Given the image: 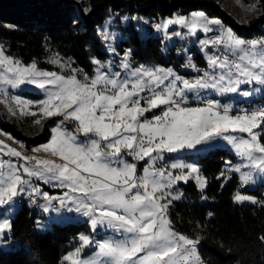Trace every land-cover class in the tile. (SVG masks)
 <instances>
[{"label":"snow or ice","instance_id":"1","mask_svg":"<svg viewBox=\"0 0 264 264\" xmlns=\"http://www.w3.org/2000/svg\"><path fill=\"white\" fill-rule=\"evenodd\" d=\"M171 25L187 29L192 36L198 31H218L216 36L200 41L217 50L206 54L207 69L197 68L190 58L184 65L202 72L192 80L170 67H132L131 49L123 53L119 65L128 70L123 75L120 71H102L111 67V61L106 66L94 59L95 75L84 73L83 79H78L76 69L71 75L40 70L35 62L25 65L0 47V103H8L3 86L16 89L24 84L35 85L47 93V98L39 101L43 117L62 116L75 122L74 131L59 125L53 128L49 142L34 149L55 159L25 155L0 140V153L23 161L16 164L0 160V208L13 204L17 197L27 196L32 203L42 197L46 202L39 205L43 212L66 208L89 218L92 232L105 227L116 234L102 240L79 234L80 245L63 257L67 264H203L197 250L200 239L176 231L168 218V208L182 195L171 191L177 182L194 179L204 189L207 179L195 164L177 161L156 167L157 161L166 159L165 153L222 140L241 160L235 166L225 162L229 165L227 171L239 173L240 187L255 182L253 172L242 169L264 174V105L234 113L232 105L215 99L189 106L187 97V93H194L199 98L201 90L210 89L223 96L240 93L241 85L264 86V39L240 38L203 11L175 15L155 28L168 35ZM103 36L109 39L107 31ZM110 50L116 52L114 47ZM51 62L62 68L69 66L59 59ZM251 94L242 92L245 97ZM12 102L21 114L36 115L29 111L31 102L17 96ZM154 109H161L160 114ZM235 133L246 134L247 138ZM125 155L145 162L142 175H137V163L124 159ZM224 175L221 171L220 176ZM32 178L66 191L62 196L49 195L34 185ZM233 199L237 203L264 204L240 191ZM54 201L59 207L53 206ZM11 230L10 219L0 220V244L7 243ZM85 248H94L91 258L82 257Z\"/></svg>","mask_w":264,"mask_h":264},{"label":"trees","instance_id":"2","mask_svg":"<svg viewBox=\"0 0 264 264\" xmlns=\"http://www.w3.org/2000/svg\"><path fill=\"white\" fill-rule=\"evenodd\" d=\"M238 1L243 5L256 3L259 13L241 22L222 6L221 0H0V42L6 54L24 63L35 61L39 66L52 68L43 60L56 53L72 58L76 66L91 72L89 57L107 56L101 49L98 28L111 12L146 16L153 23L177 12L201 10L219 18L240 37L264 38V0ZM150 31L143 39L134 29H126L128 36L120 42V53L131 49L134 66L146 62L177 66V60L182 62L175 47L163 55L160 37L153 34L152 27ZM195 58L205 64L200 54ZM58 118L47 119L33 134L35 128L25 127L32 118L18 124L8 121L0 111V130L33 150L49 140L51 126ZM228 159L235 156L226 149L215 148L197 160L207 179L206 188L198 189L193 181L179 184L182 195L169 206V219L176 231L200 239L197 250L204 264H264V240L260 239L264 237V205L233 201L234 192L240 188L238 176L232 174L225 184L218 177ZM245 192L263 198L259 188ZM36 216L39 215L23 202L11 218L12 230L6 237L16 248L0 249V264H60L75 246L78 235L90 232L86 222L55 221L39 232Z\"/></svg>","mask_w":264,"mask_h":264},{"label":"rangeland","instance_id":"3","mask_svg":"<svg viewBox=\"0 0 264 264\" xmlns=\"http://www.w3.org/2000/svg\"><path fill=\"white\" fill-rule=\"evenodd\" d=\"M221 1H222V6L227 11H229L231 14L238 17V19L241 22H246L248 20V18L255 16L259 13V8H258L256 3H252L249 5H243L238 0H221ZM195 11H201V10H195ZM192 12H194V11H191L187 14H181V13L177 12L171 16H167L164 18H159L158 20H154V22L156 24H160V23H163L165 20L174 17L175 15L189 16ZM210 18H216V17H210ZM216 19H219V18H216ZM222 25L224 28H229L228 26H226L223 23H222ZM151 27H152V19H150L149 17L137 15V14L130 15V14H118L117 12H111L106 17L103 24L98 28V38L101 41V49L107 53V56L105 59H99L95 56H90L89 62L92 64V71L91 72L86 70L84 67L76 66L74 64L72 58L63 57V56H60L56 53L49 54L43 60L44 62H47L48 64L52 65L53 66L52 68L42 67V66H39L37 64V62H35V61H32V62H35L37 64L38 69H40V70L57 72L58 74H61V75H71L72 70L76 69L77 70V78L83 79L84 73H87L90 77L95 75V70L97 68V65L94 64L92 61L94 59H97V60H100L102 63H104L106 66L108 65L109 61H111V67L110 68L105 67L104 69H102V71H108V72L120 71L121 74L123 75L124 72L128 71V70H124V69L120 68L119 65L123 59V53L128 49H126L123 53H120L119 46H120V42L125 40L128 36L126 29H128V30L134 29L139 34V36L141 38L145 39L151 33V31H150ZM213 27L217 28V29L219 28V26H213ZM104 31H107L109 33V39L108 40L104 39V36H103ZM155 32L160 37V41H161L160 51H161V53L163 55H168L170 49L175 47L177 50L176 55L178 57L182 58V62H180V60H177L176 61V63L178 64L177 66H174V65L164 66L162 64H158L155 62H146V63L140 64V65H145V66H149V67H153V66H159V67H164V68L170 67L178 75H180L186 79L192 80L195 77L202 75V72H197L193 68L184 67V65L188 63L189 58L191 59L192 63L197 66V68L206 70L207 69L206 54H214L217 52V50L211 46L205 47V46L201 45L200 41L216 36L218 34V31H214L212 33H207V34L201 32V31H198L195 36H192V35L187 34V29H184V28L180 27L179 25H171L168 29V35H165L163 31L157 30ZM174 32H180L181 35L180 36L171 35ZM113 33L116 34L114 38L112 37ZM238 37H240V36H238ZM240 38H243V37H240ZM243 39H245V38H243ZM255 39H259V38H255ZM260 39H264V38H260ZM245 40H252V39H245ZM0 47L3 48V45L1 42H0ZM111 47H114L116 49L115 53H113L110 50ZM197 54H200L203 57V61L205 62V64H200L197 61V59L195 58V56ZM6 55H8V54H6ZM9 56H11V55H9ZM11 57H13V56H11ZM13 58L18 59L15 57H13ZM54 59H59L61 64H67L69 66L62 68L59 64H54L51 62ZM18 60H20V59H18ZM129 60H130L132 67L140 66V65L134 66L131 56H130ZM32 62H29V63L22 62V63L25 65H28V64H31ZM0 86H2V85H0ZM3 87H6L7 91L13 92L15 96L21 98L22 100H26V101L31 102L29 111L36 113L35 116L23 115V114H21V111L19 110L18 107L15 106L14 103L12 105L9 103H0V111L4 114L5 118L8 121H13V122H16L18 124H21L22 122H24L26 118H32L31 122H29V123L26 122L25 127L27 129H29L30 127L35 128V130H33V132H32L33 134L39 132L42 124L47 119L51 118V117H43L42 114L39 112V101L46 99L47 93L44 90L37 88L35 85H30V84L21 85L16 89H12L10 86H3ZM256 88H260L261 90L255 91ZM243 91H249L252 94L250 96L245 97L242 95ZM31 93H34L38 96H34ZM142 95H146V93H143ZM187 97H188L189 106H196L197 104H202V102L204 100H207V99H215V100L220 101L221 104L232 105L234 110H236V109L244 107L247 103L255 104L256 101H259V104L264 105V86L256 85L254 83L253 84H247V85H241V92L240 93H227V94H224L223 96L216 94L213 90H210V89L209 90H201V95L199 98H197L194 93H187ZM142 104H143V102H142ZM162 107L163 106H161V108ZM160 111H161V109H154L153 110V112H155L156 114H160ZM145 115L148 116L149 118L151 117V113H146ZM54 117H59V118L51 126V135H52V129L57 127L58 125L64 129H66L67 131H74L75 122H73L71 120H64V118L62 116H54ZM37 120H39V123H36ZM0 134L5 138L13 140L8 134H6L5 132H1V130H0ZM234 135L244 136L245 138H247L246 134L235 133ZM50 138H51V136H50ZM50 138H49V140H50ZM79 138L81 140L84 139L82 136ZM0 140H2L5 144H7L10 147H15L19 151V149L15 145L9 144L5 140H3L1 136H0ZM49 140L47 142H49ZM43 144H45V143H43ZM43 144H41V145H43ZM41 145H38L36 147H39ZM36 147H34V149ZM215 148L226 149L227 151H229L230 153H232L235 156V159H228L227 160V161L231 162V166H235V165L241 163L240 158L236 155L235 150L232 149V147L230 145H228L226 142H224L222 140H217V141L212 142V143L207 144V145L197 146L196 149H184V150H181L177 153H165L164 155H165L166 159L162 160V161H157L156 167H162L165 165H170L172 162L179 161V162L195 164L199 168L197 160L201 156L208 155ZM34 149H33V151H34ZM34 153L36 154L34 156H38L40 158H53V157H50L48 154H45L43 152H41V153L34 152ZM53 159H55V158H53ZM124 159H126L132 163H137V168H138L137 175H142V169L144 166H146L144 161L136 162L133 160V158L131 156H127V155L124 156ZM0 160L11 161V162L16 163V164L23 163V161L19 160L18 158L9 157V156L3 155L2 153H0ZM228 167H229V165H226V163H225L223 166V170H222L225 172V175L223 177H221L219 174V176H218L219 178L222 179V184H225L229 180V178L231 177L232 174H236L239 177V173H233L231 171H227ZM242 170L243 171H252L253 175H254L255 182L251 183L245 187H240L237 191H240L242 194L254 196L255 198H257L258 201H264V174L259 173L258 171L253 170V169H242ZM200 174L202 176H204L201 173V171H200ZM189 181H193L196 184L194 179H190ZM34 182L38 184V181L35 178H32V183H34ZM39 182L44 184L42 181H39ZM181 183H185V182L179 181L173 186V188L171 189L173 194H177V193L181 194V188L179 186V184H181ZM44 185L46 187H49L52 189L55 188L52 186V184H44ZM257 188L261 189V193H262L263 198L258 196V195L252 194L250 192H245L247 190L249 191V190H254ZM198 189H200V188L198 187ZM204 189H200V190H204ZM64 191H66V189H63L61 192L53 191L52 193H49V192L48 193H49V195L62 196ZM237 191H235L234 194ZM45 192H47V191H45ZM60 193H62V194L60 195ZM234 194H233V196H234ZM180 198H181V196H180ZM179 199H175L172 202L179 200ZM233 201H234V199H233ZM235 203H237V202H235ZM244 203L245 204H252L251 202H247V201L243 202V203H238V204H244ZM257 204H261V203H257ZM21 206H22V202L18 201L16 198V200L13 204L5 205L3 208H0V220H2L4 218H8L11 221V218L16 214V212L18 211V209ZM168 218H169V215H168ZM56 220L60 223L86 222L90 228L89 218L84 217L82 214L76 213L75 211L69 212V211H67L66 208H61L59 212L50 211L48 213L43 212V210L41 208L40 215L35 217L36 228L39 232H43L49 228V226L52 222H54V221L56 222ZM9 234H10V232L7 234V236ZM83 234H85V233H83ZM87 234L94 236L96 239H101V240L102 239H108V238H111L114 235H116L114 230L108 229L105 227H100L95 232H92V230L90 228V232ZM116 238L118 239L120 237L116 236ZM6 240L8 241L6 244H0L1 250H12V249L16 248L15 245L12 244L11 240H8V238H6ZM79 245H80V242H79V239L77 237V239L75 240V246L69 252L74 251L75 248L78 247ZM69 252H67L66 254H68ZM93 252H94V248H85L84 252L82 253V257L91 258L93 255ZM63 257L61 259L60 264H67V262L63 261Z\"/></svg>","mask_w":264,"mask_h":264},{"label":"built area","instance_id":"4","mask_svg":"<svg viewBox=\"0 0 264 264\" xmlns=\"http://www.w3.org/2000/svg\"><path fill=\"white\" fill-rule=\"evenodd\" d=\"M155 25H156V23L153 22L152 23V30H153V34L154 35H157L156 32H155V31H157V29L155 28ZM7 92H8V103L12 105L13 104L12 97L15 96V95L11 91H7ZM0 99H3V97H0ZM259 106H262V105L259 104V101H256L255 104L247 103L244 107L239 108V109H236V110H243V109L251 110V109L256 108V107H259ZM236 110H234V113H235ZM0 136L2 137L3 140H5L6 142H8L9 144L15 145L19 149V151H21L23 154L29 155V156L36 155L33 150L26 148L25 146H23V145L15 142L14 140L5 138L1 134H0ZM15 200H16V198H15ZM17 200L18 201H21L22 203L23 202L27 203V205L29 206L30 210L33 213H35V215H40V213H41V207L39 205H42V204L46 203L42 199V197H37L36 198V203H32L31 200L27 196L17 197ZM53 206L54 207H59L58 203L55 202V201L53 202Z\"/></svg>","mask_w":264,"mask_h":264},{"label":"crops","instance_id":"5","mask_svg":"<svg viewBox=\"0 0 264 264\" xmlns=\"http://www.w3.org/2000/svg\"><path fill=\"white\" fill-rule=\"evenodd\" d=\"M34 149V148H33ZM38 181V180H37ZM34 185H37V183H33ZM38 185L41 187V189H42V191H47V192H49V193H52L53 191H55V192H61L63 189L62 188H58V187H55V188H50L51 189V191H49V190H46L44 187H45V185L44 184H42V183H40L39 181H38ZM53 190V191H52ZM62 193H60V195H61ZM56 222H58L57 220H56ZM8 242V241H7ZM12 244L13 245H15V243H13L12 242Z\"/></svg>","mask_w":264,"mask_h":264}]
</instances>
